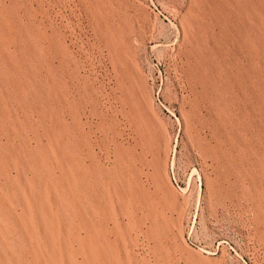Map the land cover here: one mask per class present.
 <instances>
[{"label": "rangeland", "instance_id": "obj_1", "mask_svg": "<svg viewBox=\"0 0 264 264\" xmlns=\"http://www.w3.org/2000/svg\"><path fill=\"white\" fill-rule=\"evenodd\" d=\"M0 264H264V0H0Z\"/></svg>", "mask_w": 264, "mask_h": 264}]
</instances>
